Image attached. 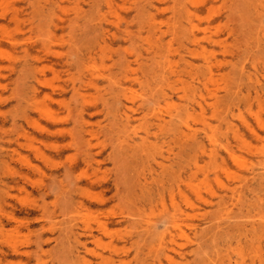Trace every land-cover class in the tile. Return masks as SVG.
Instances as JSON below:
<instances>
[{
    "label": "rangeland",
    "instance_id": "obj_1",
    "mask_svg": "<svg viewBox=\"0 0 264 264\" xmlns=\"http://www.w3.org/2000/svg\"><path fill=\"white\" fill-rule=\"evenodd\" d=\"M46 1L41 0L38 4V0H8L2 7L15 3L19 7V20L14 23L0 16V26L7 28L8 32L14 33L20 40L16 48L5 45L6 50L18 59L17 65L26 62L28 70L27 80L20 79L18 73L6 69L0 80V264H69L68 259L73 255H78L81 261L94 264H103L102 258H111L112 264H169L163 256H156V247L143 236L140 222L141 218L153 211L150 216L154 222L159 223L156 202L150 203V200H155L160 193H167L172 172L178 171L184 162L185 149L166 134L153 129L149 139L159 147L154 152L156 161L142 153L135 155L127 150L125 144L117 146L118 137L111 134L112 116L101 108L83 112V120L87 122L85 126L74 124L73 118L68 116L67 107L74 112L78 102L70 87L64 92L55 93L54 101L46 100L60 122L53 123L39 114L29 99L32 61L40 58L43 64H54L52 68L60 73L59 81L65 83L69 72L67 66L55 54L46 53L41 44V32H44L46 26ZM136 1L116 0L118 12L129 17L137 5ZM234 2L235 6L230 5L231 11H228L227 6H222L221 2L210 11L207 8L201 10L202 23L208 17L220 18L225 23L228 19L224 18V14L227 12L230 19L227 27L236 30L235 35H228L227 28L219 32L222 38L227 39L225 48L207 41H202V45L218 61L216 64L224 74L223 81L230 82L229 87L237 82L242 83L240 86L244 88L247 81L239 80L241 66H245L264 84V41L251 32L254 21L250 20L254 17L247 13L242 0ZM84 8L87 9L85 4ZM169 15L170 11L166 10L164 16ZM260 20L264 24V17ZM136 28L137 25L132 30L135 32ZM83 30L67 33L56 28L59 37H80L78 45L81 48L86 42ZM48 43L54 50L63 51L61 42ZM129 46L121 38L112 39L105 61L109 72L117 71L115 62L123 55V49ZM246 53L250 56L247 61L242 57ZM183 56L195 64L201 63L200 56L187 53H183ZM71 72L74 73V70ZM53 77V71L49 67L45 68L43 78L56 81ZM40 89L50 91L45 87ZM83 89L86 95L99 97V103L106 96L105 90H100L99 96L90 87ZM224 94L223 89L219 90L220 96ZM42 99L44 93L38 96V100ZM243 117L253 122L248 113L244 112ZM227 122L229 128L225 123L220 129V142L230 146L238 155L245 156L247 152L236 144L232 137L233 131L243 135L253 146H264V141H256L236 114L234 117L228 114ZM257 129L264 135L263 128ZM139 131L140 136H144L143 128ZM216 156V164H221L222 156L225 159L222 162L234 169L224 150L220 149ZM157 162L162 165H157ZM200 164L205 166L208 186L220 192L216 179L226 182L222 171L216 169V175L213 169L215 163L207 157ZM137 176L142 183L143 178L147 179L150 190L131 184ZM257 192L261 198L264 197V187ZM164 197L168 203V194ZM190 197L193 196L190 194ZM176 199L182 204L179 196ZM238 207L241 206L233 207L234 213H239ZM72 209L79 212L76 218L71 216ZM248 209H252L251 205L243 210L240 218L246 223L252 218L246 216ZM217 213L216 206L204 207L194 219L196 223L203 222L201 227L211 226L215 222L211 220ZM97 222L106 224L107 230L100 231L96 227ZM85 223L92 227L94 237H89ZM227 225V219L222 220L223 229L215 228L204 234L208 242L201 245H198L201 241L199 232L197 237L190 234L188 242L178 240L179 244L185 243L182 249L165 244L164 250L171 251L172 264H227L229 256L233 264L241 259L246 264H264V233L256 237L253 232L247 231L246 236L232 239L231 247L227 249L224 234L228 231L230 237L238 236ZM159 226L162 230V223ZM111 240L114 241V252H110ZM8 242H16L19 253H15L7 245ZM82 243L85 247L81 246ZM81 261L78 260L76 264H82Z\"/></svg>",
    "mask_w": 264,
    "mask_h": 264
},
{
    "label": "bare ground",
    "instance_id": "obj_2",
    "mask_svg": "<svg viewBox=\"0 0 264 264\" xmlns=\"http://www.w3.org/2000/svg\"><path fill=\"white\" fill-rule=\"evenodd\" d=\"M7 1L0 0V16L9 18L14 23L18 22L19 7L15 3L2 7ZM40 1L38 0V4ZM234 1L236 0H138L129 17L118 12L116 0L46 1V26L44 32H41V44L46 53L55 54L69 72L65 83L59 81L60 73L52 68L54 64H43L40 58L32 61L29 99L39 114L53 123L60 122L46 100L54 101L55 93L64 92L70 87L78 102L74 106V112L67 107L70 114L68 116L73 118L74 124L85 126L87 122L83 120V112L101 108L100 110L104 109L112 116L111 134L117 135V146L125 144L129 147L127 150L135 155L142 153L156 161L154 152L159 147L149 139L153 129L166 134L185 149L184 162L178 171L172 172L167 193H160L155 200H150V203L156 202L159 223L154 222L150 216L153 211L141 218L140 222L143 236L156 247V256H163L169 264L173 263V256L171 251L164 250L163 245H175L182 249L185 243L179 244L178 240L188 242L190 234L196 237L201 234L198 245L206 243L208 240H205L204 234L215 228L223 229L221 221L224 219H227V228L238 233L237 237H230L228 231L224 234L227 249L231 247L232 239L246 236L247 231L253 232L256 237L264 233V197L261 198L257 192L264 187V146L251 145L237 131L232 132V137L247 155H238L230 146L220 142L222 124L226 123L229 128L228 114L232 117L236 114L256 141H264V135L257 129H264V84L247 71L245 66H241L239 80L247 81L244 88L240 86L242 83L237 82L229 87L230 82L223 81L224 74L216 64L218 61L202 45V41H207L225 48L227 39L222 38L219 32L227 28L228 35H235L236 30L227 27V22L230 21L227 12L224 14V18L228 19L225 23H222V19L213 17H208L202 23L201 10L207 8L210 11L221 2L222 6H227L228 11H231L230 5L235 6ZM242 3L246 6L247 13L254 17L250 20L254 21L251 32L264 41V24L260 20L264 17V0H242ZM166 10L170 11L167 17L164 16ZM136 25L134 32L132 28ZM56 28L67 33L84 28L86 42L83 48L78 45L80 37H59ZM114 38H121L123 43H129L130 46L123 49V55L115 62L117 71L112 73L105 61ZM48 41L61 42L63 51L54 50ZM19 42L14 33L0 26V80L4 77L5 69L18 73L20 79L27 80L26 62L17 65L18 59L5 48V45L16 48L20 45ZM262 49L264 51V47ZM183 53L200 56L201 63L195 64L185 58ZM242 57L246 61L250 59L248 53ZM47 67L53 71L56 81L43 78ZM101 85L105 87L102 88ZM40 87L49 88L50 91L44 92ZM85 87L94 89L99 96L100 90H105L106 96L100 97L99 103V97L85 94ZM221 89L225 94L220 96ZM40 93H44L43 101L38 100ZM244 112L252 116L253 122L243 117ZM140 128H143L144 136H140ZM220 149L225 151L234 169L222 162L225 160L222 156L221 164H216V155ZM204 157L213 160L215 173L219 169L226 177V182L216 179L220 192L208 186L205 166L200 164ZM157 165L161 166L162 163L157 162ZM141 181L137 176L131 184L150 190L147 179L143 178V183ZM165 194H168V203ZM176 196L181 198L182 204L177 201ZM238 205L241 206L237 208L239 213H234L233 207ZM250 205L252 209L246 211V216L252 218L246 223L240 218L243 210ZM208 206H216L218 213L213 216L211 221L215 222L211 226L201 227L203 222L196 223L194 217ZM78 214L77 209H72V217L76 218ZM160 223L162 230L159 228ZM84 225L89 237H94L92 227L87 223ZM96 227L100 231L107 230L106 224L101 222H97ZM113 242H109L110 252L115 251ZM7 245L15 253H19L16 242H8ZM81 246L85 247V244L82 243ZM227 254L228 252L225 253ZM78 260L81 261L80 257L73 255L69 257L68 263L76 264ZM81 262L94 264L89 261ZM101 263L112 264V261L111 258H102ZM234 263L246 264L243 259ZM227 264H233L230 256Z\"/></svg>",
    "mask_w": 264,
    "mask_h": 264
}]
</instances>
